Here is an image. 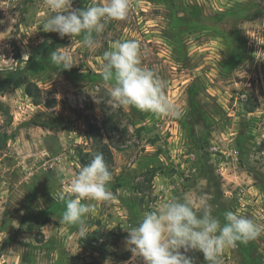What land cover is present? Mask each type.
Instances as JSON below:
<instances>
[{
    "label": "rangeland",
    "instance_id": "obj_1",
    "mask_svg": "<svg viewBox=\"0 0 264 264\" xmlns=\"http://www.w3.org/2000/svg\"><path fill=\"white\" fill-rule=\"evenodd\" d=\"M50 14L45 0H0V264H142L125 245L128 228L185 196H205L221 220L231 210L264 223V0H130L92 51L80 37L43 32ZM127 39L166 82L180 119L113 106L103 52ZM58 48L70 70L51 62ZM16 69L35 97L8 84ZM97 153L112 155L115 199L93 202L81 236L60 223L58 197L73 195L80 159ZM262 249L264 237L225 248L223 264H264Z\"/></svg>",
    "mask_w": 264,
    "mask_h": 264
},
{
    "label": "clouds",
    "instance_id": "obj_2",
    "mask_svg": "<svg viewBox=\"0 0 264 264\" xmlns=\"http://www.w3.org/2000/svg\"><path fill=\"white\" fill-rule=\"evenodd\" d=\"M73 2L45 0L51 14L43 21L42 31L71 40L80 37V43L90 51L100 46L99 37L108 22L124 20L130 7V0H105L86 8H74ZM49 58L62 71L73 67L71 55L63 49L52 51ZM103 61L102 78L113 82L109 96L114 107L131 106L172 119L182 117L181 110L165 94L166 82L154 69L142 66L138 41H117L103 52ZM112 180L103 154H95L70 178L68 191L73 195H59L58 199L65 203L60 223L76 226L78 234L85 236L88 217L95 211L93 202L115 199L110 189ZM127 233L125 245L133 259L136 255L142 258V264H197L189 255L195 251L203 254L206 264H223V250L258 241L264 237V223L231 210L224 212L221 220L213 214V206L205 196L198 197V202L185 196L145 211Z\"/></svg>",
    "mask_w": 264,
    "mask_h": 264
},
{
    "label": "trees",
    "instance_id": "obj_3",
    "mask_svg": "<svg viewBox=\"0 0 264 264\" xmlns=\"http://www.w3.org/2000/svg\"><path fill=\"white\" fill-rule=\"evenodd\" d=\"M79 2V1H78ZM80 3V2H79ZM81 4V3H80ZM18 53V51H17ZM26 73H24L23 70L21 69H16L15 71H10L7 74V80H8V84H13L17 87L19 86H25V90L27 95L31 96V97H35V93H34V88L33 85L30 83V81L28 80V78L25 76ZM23 76V77H22ZM37 89V87H36ZM38 90V89H37ZM89 128L91 130V132L93 131V133L91 135H89V138H91L92 140H94L95 142H98V135L94 132V129H96V127L89 123ZM110 161L112 160V155L110 154ZM91 160L86 159V158H81L80 159V163L81 165L84 167L86 166L88 163H90ZM110 161L105 160V162L108 164ZM83 241H85L83 239ZM85 246L91 247V248H95L93 243L90 244H86Z\"/></svg>",
    "mask_w": 264,
    "mask_h": 264
}]
</instances>
